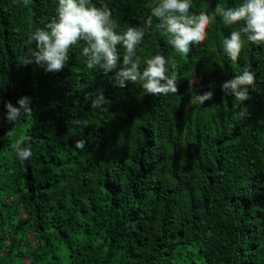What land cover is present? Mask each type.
<instances>
[{"label": "trees", "instance_id": "obj_1", "mask_svg": "<svg viewBox=\"0 0 264 264\" xmlns=\"http://www.w3.org/2000/svg\"><path fill=\"white\" fill-rule=\"evenodd\" d=\"M92 2L122 33L143 26L158 0ZM242 2L193 0L192 12ZM57 7L0 0V264H264V44L243 37L231 61L223 40L242 23L217 17L181 58L153 18L136 55L141 69L153 55L174 61L179 92L146 95L88 69L83 42L60 72L22 64L30 33ZM245 67L256 80L241 104L221 85ZM208 90L212 100L189 106ZM99 91L106 103L93 106ZM24 96L31 114L9 122L4 105ZM18 145L30 146L28 159Z\"/></svg>", "mask_w": 264, "mask_h": 264}, {"label": "clouds", "instance_id": "obj_2", "mask_svg": "<svg viewBox=\"0 0 264 264\" xmlns=\"http://www.w3.org/2000/svg\"><path fill=\"white\" fill-rule=\"evenodd\" d=\"M27 7L30 0H17ZM193 0H158L151 7V15L143 26H128L119 33V27L112 18L107 5L97 7L92 0H58L56 16L43 27H37L28 37L35 42V49L22 58V64L35 63L46 72H60L69 62V49L82 46V55L86 58V67L90 70L99 68L104 74L114 73V86L124 88L128 83L139 82L146 95H175L179 92L175 71L169 75V66L175 67L174 61L163 55H153L145 59L146 65L141 69L140 58L136 55L145 29L150 27L152 19L159 21L158 28L168 37L169 44L181 58L187 57L192 45L200 44L206 39L207 29L219 17L226 26L241 24L239 30L231 32L223 40V51L227 57L236 62L244 47V39L253 44H264V0H243L233 7L217 4L212 12H192ZM118 46L125 50L123 58L117 51ZM255 73L248 67L224 81L221 90L226 96H232L241 104L249 99V88L254 85ZM197 83L195 78L189 80L191 88ZM213 88V85H209ZM214 97V91L202 94L194 93L189 106L203 105ZM106 103L102 91L92 99V105ZM18 106L11 102L4 105L7 109L6 119L16 122L22 115L31 114V98L18 99ZM245 109L237 114L242 117ZM84 127L87 121L82 122ZM83 139L75 142L76 149H83ZM20 159L31 156L28 145L17 146Z\"/></svg>", "mask_w": 264, "mask_h": 264}]
</instances>
